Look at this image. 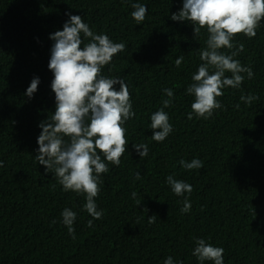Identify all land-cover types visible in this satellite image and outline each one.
Instances as JSON below:
<instances>
[{
  "label": "trees",
  "instance_id": "trees-1",
  "mask_svg": "<svg viewBox=\"0 0 264 264\" xmlns=\"http://www.w3.org/2000/svg\"><path fill=\"white\" fill-rule=\"evenodd\" d=\"M134 3L148 9L142 24L131 16ZM182 7L183 0H0V264H164L169 256L173 264H201L192 255L201 238L224 249V264H264V20L254 38L241 34L232 41L244 45L234 59L253 77L242 73L239 89L225 88L217 98L223 107L210 119L189 120L194 96L186 89L203 63L199 50L208 33L201 29L195 38L193 24L170 18ZM66 13L126 45L102 74L126 82L136 115L125 124L129 144L120 166L105 161L99 220L84 210V194L64 191L35 159L39 124L56 109L49 37L63 30ZM114 87L119 91V84ZM164 89L174 93L164 109L173 132L156 142L150 117L168 99ZM242 94L258 99L248 105ZM133 144H147L148 155L141 158ZM193 159L203 168L179 163ZM169 175L192 185V193L175 195ZM185 198L188 213L181 212ZM65 208L77 214L75 239L62 222Z\"/></svg>",
  "mask_w": 264,
  "mask_h": 264
},
{
  "label": "clouds",
  "instance_id": "clouds-1",
  "mask_svg": "<svg viewBox=\"0 0 264 264\" xmlns=\"http://www.w3.org/2000/svg\"><path fill=\"white\" fill-rule=\"evenodd\" d=\"M132 7V18L137 24H142L148 12L146 5L134 3ZM66 15L69 21L63 25V30L49 37L54 41L48 67L54 76L51 88L56 109L50 118L39 124L42 131L37 139L39 149L35 159L47 172H54L64 191L84 194V210L99 220L103 211L98 210L96 198L101 191V174L109 171L105 161L120 166L129 144L125 124L136 115L126 82L122 78H109L102 74L104 66L111 64L115 55L124 52L126 45L113 42L106 34H96L80 16ZM170 18L193 24L195 38L201 34V29L208 33L206 48L199 50L203 63L193 74V83L186 92L194 96L188 119H193V116L210 119L215 110L223 107L217 98L224 95L225 88L239 89L245 78L242 73H246L249 79L253 77L250 67L242 66L239 60L234 59L244 51V45L237 46L232 41L241 34L248 38L256 36V30L264 20V0H183L182 9ZM84 39L89 42L84 44ZM220 49L232 51L226 54ZM183 59V56L177 58V67ZM226 73H231V76H226ZM39 83L38 77L33 78L26 92L29 98L37 91ZM117 84L119 91L114 87ZM164 93L168 99L163 100V107L150 117L151 139L156 142H164L173 132L164 109L171 106L174 93L172 89H164ZM240 99L251 105L258 97L242 94ZM236 107L239 108V104ZM133 147L141 158L148 155L147 144H133ZM179 163L187 170L204 166L199 159L191 162L180 160ZM0 167H3V161H0ZM140 178L137 172L136 179ZM166 182L177 196L190 195L193 191L192 185L175 179L173 175L167 176ZM136 195L132 193L133 198ZM140 203L137 201L138 205ZM183 203L181 212L188 213L191 203L187 198ZM76 215L69 208L61 213L62 222L73 239L76 238L73 227ZM155 218V215L148 218L149 223ZM88 226L92 227V220L88 221ZM196 245L192 255L201 264L205 261L224 264L222 247H214L202 238L196 240ZM164 264H173V258L169 256Z\"/></svg>",
  "mask_w": 264,
  "mask_h": 264
}]
</instances>
